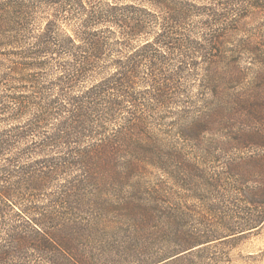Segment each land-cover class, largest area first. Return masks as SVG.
Listing matches in <instances>:
<instances>
[{
	"label": "trees",
	"instance_id": "16d2710c",
	"mask_svg": "<svg viewBox=\"0 0 264 264\" xmlns=\"http://www.w3.org/2000/svg\"><path fill=\"white\" fill-rule=\"evenodd\" d=\"M261 14L264 0H0V264H122L141 249L152 211L108 199L110 175L95 163H146L158 151L147 134L170 113L192 119L178 125L190 133L239 119V140L264 149V21L233 40ZM228 52L257 67L256 96L236 118L216 94L237 65ZM191 77L208 96L168 111ZM258 170L237 197L255 207L251 224L264 222Z\"/></svg>",
	"mask_w": 264,
	"mask_h": 264
},
{
	"label": "rangeland",
	"instance_id": "374dc122",
	"mask_svg": "<svg viewBox=\"0 0 264 264\" xmlns=\"http://www.w3.org/2000/svg\"><path fill=\"white\" fill-rule=\"evenodd\" d=\"M261 20L264 21V14L249 19L247 31L235 35L233 40L237 42L247 33H255ZM17 45L15 60L20 59ZM225 55L230 61L236 59L237 65L223 70L226 76L219 82L216 94L225 108L234 109L236 118L247 113L244 101L252 102L256 96L252 78L257 75V67L252 66L253 60L244 52ZM198 82V77L183 80L179 87L185 96L178 98L180 102L172 104L168 111L181 107L187 111L198 109L201 104L195 100L208 96ZM174 116L168 114L155 133L147 134L158 151L156 155L149 154L146 163H95L110 175L106 179L111 184L108 199L115 202L127 197L154 216L143 225L144 246L122 264H264V222L251 224L245 220L247 213L256 212L255 207L237 198L239 187L252 190L257 185L258 167L264 162L256 158L264 154V149L239 140V119H221L213 123L218 125L190 133L178 125L192 119L178 120ZM79 168L58 175L57 179L81 177L83 167ZM170 212L178 216L177 223L171 225L173 229L164 220ZM174 229L191 234L194 239L179 242L171 235Z\"/></svg>",
	"mask_w": 264,
	"mask_h": 264
}]
</instances>
